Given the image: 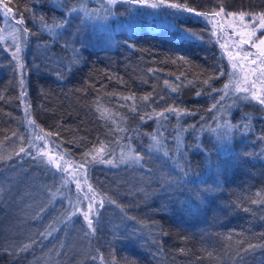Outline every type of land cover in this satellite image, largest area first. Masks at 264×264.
<instances>
[{"label": "trees", "instance_id": "trees-1", "mask_svg": "<svg viewBox=\"0 0 264 264\" xmlns=\"http://www.w3.org/2000/svg\"><path fill=\"white\" fill-rule=\"evenodd\" d=\"M4 1L25 18L24 28L31 31L37 20L35 0ZM167 2L181 8L154 9L168 11L199 36L204 35L206 43L162 37L150 29L129 32L120 26L110 50H97L83 43H60L57 57L23 63L27 74L23 84L18 62L2 41L0 16V149L19 138L13 163L39 165L65 196L60 206L54 207L50 201L45 204L48 211L55 208L54 211L33 221L28 219L27 225L20 223L25 219H7V209L0 206V264H264V151L260 147L255 154L244 153L219 179L205 175L213 167L209 160L212 155H207L213 150L201 149L200 158L190 148L183 156L199 159L194 162L198 181L189 183L170 176L148 189L150 199H146L144 191L135 198L131 195L130 180L145 186L144 180L136 176L117 180L120 175H115L116 165L125 159L132 161L129 157L137 155L149 158L141 168L144 174L152 170L148 177L161 175L149 168L165 161L168 153H138L144 143L135 137L141 134L139 126L143 127V123H158L159 128L153 129L157 134L162 126L176 124V133L189 135L201 127V122L211 124L203 118L204 111L196 105L199 101H193L194 96L213 95L218 101L226 98L224 103L238 104L229 101L227 92L233 91L228 90L229 86L225 88L235 74L225 57L234 47L228 49L231 42L225 44L224 40L232 36L225 28L227 22H219L222 27L218 28L221 16L216 13L223 9V17L234 16L246 22L248 28H257L264 14V0ZM58 4L55 0L50 10L56 14L53 24L62 25L56 30H61L67 21ZM185 7L195 11H184ZM240 13H244L243 18ZM116 23L112 19V26L116 27ZM56 37L46 41L53 45L59 41ZM249 50L250 54H242L240 61L252 58L258 65V58L264 55L259 50ZM177 92L180 96L171 98ZM245 103L260 114L264 112L254 101ZM157 107L162 110L155 113ZM115 131L126 142L116 145L117 150L105 138ZM35 133L72 170L83 172L84 183L90 187V193H86L101 201L93 228L81 215L67 216L74 202L80 205L84 200L74 189L64 187L54 167L31 156L33 144L26 138ZM5 166L0 165V169ZM165 181L170 182L169 190L163 187ZM203 185L208 186L202 188ZM184 202L197 208L187 210L181 207ZM109 219L133 225L139 232L142 229L141 239L139 236L136 241L133 234L132 239L130 235L117 234L105 222ZM148 232L156 235L151 237ZM144 236L152 241L143 244Z\"/></svg>", "mask_w": 264, "mask_h": 264}, {"label": "rangeland", "instance_id": "rangeland-1", "mask_svg": "<svg viewBox=\"0 0 264 264\" xmlns=\"http://www.w3.org/2000/svg\"><path fill=\"white\" fill-rule=\"evenodd\" d=\"M59 1L60 8L63 12H65L68 16L73 15L75 13H79L76 17L82 18L77 19L67 24L66 27L61 28L62 34L59 35V41L54 43L53 45L46 42L43 43L42 46L31 44L32 48L29 53L31 56V63H36L39 60H46L48 56L59 55L60 43L75 45L74 43L81 42H90L94 44H103L106 46L112 45L111 36L113 33L112 27V19L109 10L103 7L100 3L96 4L94 7H89L88 3L90 0H81L80 6H78V2L72 1L70 4L67 0H57ZM70 1V0H69ZM90 3H97L98 1H104L107 5H112L109 9H118L119 10V18L117 19L116 28L123 27L127 30H135V31H145L146 29L153 28L154 25L157 24V29L159 31H165L164 33L175 34L181 38H185V35L188 38L195 39L198 37L194 34V32L188 28H183L182 26H178L171 18L166 16H160L159 13L153 12L154 8L147 7L144 5L136 4V3H126L123 0H120L122 4L126 5L121 6L117 5L119 2L115 4H109L108 0H91ZM131 5V6H130ZM130 6V9L127 8ZM134 6V7H133ZM144 6V8H140ZM9 8V5L4 1L0 0V16L3 17V21L6 25L3 29L4 41L11 46V48H15L18 44L20 46V50L22 48V35L16 30L19 27L15 19L14 15L10 14L6 9ZM77 9V11H72V9ZM125 9L129 10L128 12L124 11ZM42 12V17L37 19L34 22V26L32 30H35L36 26L39 23L46 24V27L51 28L54 24V19L56 18V14L52 12L50 9H44ZM220 11L218 16L219 19L216 21L217 26L220 29L222 25L219 22H227L225 23V28L231 32L232 37L223 40L225 44L231 42L229 49L231 46L234 48L225 53V57L230 60V66L233 68L235 74L233 76L232 83L228 85V90L233 93H228L230 95L231 101H236L234 103H238L236 105L231 106L229 104L230 109L228 111H223L222 117L217 121L212 122L210 125L205 124V122H201V127L199 129H193L189 135H191L192 140L195 141L193 148L190 151H212V150H222L224 143L228 144L230 147V152L228 155L223 157L221 156L216 158L209 159L210 162H215L212 168L206 169L209 170L205 172L206 176L215 177L219 179L220 175H224V173L230 170L234 163H236L238 158L244 152L245 149L244 143L253 144L254 148L260 147L262 152L264 151V123L260 125L258 133L254 132V134H248L250 131L252 132L254 125L245 124V121L248 119L250 111L244 106L240 109L241 102H250L254 101L261 109L264 110V104H261L258 99L255 97H260L264 99V56L259 57V64L249 65L250 61H253L252 58L244 59V61L232 59L231 57L235 54H245V56L251 50H259L260 52L264 50V46L260 48H248L253 46V43H258L259 39L264 38V26H262L261 20L257 22L259 26L257 28H248L249 25L240 19H234V16H225L223 17ZM253 16V15H251ZM124 18V19H123ZM176 18V17H174ZM46 19V20H45ZM180 20V19H179ZM251 19H249L250 21ZM248 21V23H249ZM213 23H215L213 21ZM16 27V28H15ZM224 27V26H223ZM48 28L45 29L48 30ZM37 32L35 30L33 33ZM103 32L102 36L99 33ZM253 32L255 33L253 35ZM38 33V32H37ZM57 30H54V35L56 36ZM53 34V33H52ZM191 34V35H189ZM99 35V36H97ZM250 41L249 43H244L242 41ZM234 45H233V43ZM6 45V44H5ZM7 46V45H6ZM9 46L8 49H9ZM241 52V53H240ZM243 57V56H242ZM247 57V56H246ZM243 59V58H242ZM237 88L247 89L248 91H237ZM226 90V89H225ZM227 91V90H226ZM225 96V95H224ZM223 96V97H224ZM222 97V98H223ZM247 97V99H245ZM226 100V98H223ZM226 103V102H225ZM238 112V113H237ZM205 124V125H204ZM204 125V126H203ZM247 125V127H244ZM35 139V140H34ZM33 152L31 155L38 159V161H43L53 167V163H51L48 159V154L53 153L54 151H50V144L45 141L41 135L35 133L33 136ZM13 143L8 144L7 146L0 149V159L4 157H8V155L13 154L14 151L18 149L20 139H13ZM252 146V145H251ZM250 148V147H249ZM251 149V148H250ZM253 150V149H251ZM56 153V152H55ZM58 156V155H57ZM11 157V156H10ZM56 164H59L60 167L55 170L58 176L62 178V184L67 189H74L75 194H80L83 198V202L79 204H75V202L70 203L71 209H68L66 212L67 216L72 218L73 216L81 215L84 217L85 213L88 214L89 219L92 220V228L95 220L97 219V213L102 207L101 201L95 197H91L88 193L90 187L84 183L85 179L82 176L83 172L80 170L74 171L71 166L66 162L61 161L58 157L55 160ZM61 170V171H60ZM146 173V172H145ZM132 176H136L138 179L144 180L145 186L140 187L139 184H132L130 189L132 191V196L135 198L139 192H146V199H150L152 196L150 190H148L151 186L157 185L160 180L157 177H148L147 174L142 172V169L139 167L136 168ZM120 178V179H119ZM121 176L117 178V180H121ZM131 181V180H130ZM135 181V180H133ZM139 182V181H138ZM169 181H165L163 187L165 189L170 188ZM130 184V183H129ZM56 181L51 178L47 173L43 172V169L40 168L39 165H26V164H18L15 166H9L8 168L0 171V206H3L7 209L9 215L6 217L7 219L17 220V219H37L42 218L44 214L54 211V207H56V195L59 196V189ZM208 185H203L202 188L207 187ZM72 187V188H71ZM87 189V191H86ZM87 196H86V194ZM90 193V192H89ZM56 194V195H54ZM61 199V198H60ZM52 200V201H51ZM59 200V199H58ZM51 202L54 209H50L49 211L45 208V204ZM147 204V202H145ZM75 208V209H73ZM108 219V218H107ZM85 220V218H84ZM88 225V221L85 220ZM111 225V229L117 234L124 233L132 236L133 234L135 240L140 236L142 237V229L140 232L133 225L123 224V222H118L115 219H109L105 221ZM8 223V221H7ZM96 225V222H95ZM100 229V228H99ZM109 229V228H108ZM107 229V231H108ZM137 241V240H136Z\"/></svg>", "mask_w": 264, "mask_h": 264}, {"label": "bare ground", "instance_id": "bare-ground-1", "mask_svg": "<svg viewBox=\"0 0 264 264\" xmlns=\"http://www.w3.org/2000/svg\"><path fill=\"white\" fill-rule=\"evenodd\" d=\"M55 0H35L36 2V5H35V12L34 14L36 13V17L37 19H39L40 17H42V12L44 9H50V5L53 4ZM70 4H72L71 2L72 1H76L78 2V6H80V3H81V0H67ZM92 1L90 0V2L88 3L89 7H94L96 4L100 3L103 7H105L107 10H109L110 14H111V18L113 19H118L119 18V10L118 9H109L110 6L112 5H107L104 1H98L97 3H94L90 5ZM122 2H119L117 5L121 6ZM123 6H125L124 4H122ZM145 8H147L148 6L147 5H144ZM144 6L140 7V8H144ZM58 7L60 9V11L62 12V17L67 21V24L69 22L72 21V19H74L73 21L77 20V19H82V18H77L76 16L80 13H75L73 15H70L68 16L65 12L62 11V9L60 8V4H58ZM126 7V6H125ZM134 7V6H133ZM10 8V6H9ZM128 8V7H127ZM151 8V7H150ZM11 9V8H10ZM130 9V8H129ZM152 9V8H151ZM156 13H159L160 16H166L168 18H171L178 26H182L183 28H189L187 27V25L185 24H182L180 22V20H178L177 18H174L172 14L168 13V11H158L157 9H155ZM124 11L128 12L129 10L125 9ZM10 14L14 15L15 19L13 18V21H16L19 29H25L24 28V22H25V18L23 19V23H18L17 21L20 19V16L15 13V10L11 9V11L9 12ZM2 18V17H1ZM43 18V17H42ZM77 18V19H76ZM124 19V18H123ZM46 20V19H45ZM2 25H3V29L8 26L4 23V21L2 22ZM46 25H48V23L46 24H43V23H39L37 26L38 28H35V30H37V32L35 33H32V30H27V32H20L18 31L21 35H22V48L19 52V61H17L18 63V67L20 64H23L25 62H29L31 64V56H30V49L32 48L31 44H36L38 46H42L43 43H45L46 40L48 41H54L53 39H51L50 37H56L54 34L50 33L48 30L45 31L46 28ZM67 26V25H66ZM65 26V27H66ZM114 27V26H112ZM16 28V27H15ZM64 28V27H63ZM123 28V27H122ZM117 29L116 27L113 28V33H112V36H111V42H112V45H113V40L115 38V33L117 32ZM125 29V28H124ZM190 29V28H189ZM17 30V28H16ZM34 30V31H35ZM127 30V29H125ZM192 29H190L191 31ZM43 31V33H42ZM129 32H135V30H128ZM150 31L155 34H158L162 37H169V38H172V39H179V40H192V38H188L187 35H185V38H181L177 35H173V34H170V33H164L165 31H159L157 29V24L153 26V28L150 29ZM193 31V30H192ZM195 35H199V32H195L193 31ZM31 33V34H30ZM197 33V34H196ZM3 34V32H2ZM62 34V30H57V37H59V35ZM104 33L101 32L99 33L100 36H102ZM97 35V36H99ZM197 35V36H198ZM56 37V39H57ZM2 41L4 42V45L6 44L7 46H9L5 41H4V36H2ZM193 41H201V42H204L206 43V37H204V35H200L198 37H196L195 39H193ZM47 42V41H46ZM78 43H83L85 45H90L94 48H96L97 50H110L112 48V45L110 44V46H106V45H103V44H94V43H84V42H81V41H78L76 43H74L75 45H77ZM69 45H71L69 42H68ZM5 45V46H6ZM6 46L7 50L10 52L11 56L13 57L12 53L15 51V48H11V46H9V49L8 47ZM73 46V45H72ZM24 66V64H23ZM28 67H32V66H28ZM21 76L22 80H24L26 78V73L24 71V67L23 68H20L19 67V70H18V76ZM25 75V76H24ZM172 97L171 98H177L179 95V93H173L171 94ZM190 101V100H189ZM193 101H199V103L197 102L196 105H199V109L200 110H203L204 112V117L203 118H206V120H209L210 123L212 122H215L217 121L219 118L222 117V114H223V111H228L233 105L229 106V104L227 103H224L223 99L218 101L216 97H214L213 95H205V94H201L199 95V98H196L194 96L193 98ZM240 105V109L243 108L242 105H244L248 111H250V114H249V117L248 119L245 121V124H252L254 125V128L252 130V132L250 131L249 133V130H248V134H254V132L258 133L257 131L259 130L260 128V125L264 123V112L263 113H259L258 110H256L255 108H249L246 106V103L245 102H242L239 104ZM162 110V108L160 107H157L156 110L154 111L155 113H157V111H160ZM238 113V112H237ZM168 114V113H167ZM170 115V114H168ZM172 116V115H171ZM161 118H164L162 116H159ZM167 117V116H166ZM165 117V118H166ZM27 120V119H26ZM29 120H27L26 122L28 123ZM176 124L172 127L170 126H162L161 128V131H158L159 133H155L153 132V129H156L159 128V125L158 123H156L154 120H149L148 123H143V127H140L139 126V130H140V135L139 136H136L135 139L137 140H140V143H144V146H139L138 148L140 149V151L138 152L139 154H145L146 152L148 151H153V152H159L160 154L162 153H168V156L167 154L164 155V157H167L165 159V161L163 162H159V164H156L154 167H151L149 169H153V170H156V172H158L159 174H161L158 179L159 180H165V179H169L170 176L171 177H176V178H179V179H182L186 182H189V183H196L198 181V178L196 177V171L198 170V167L197 165L194 163L195 161L199 160L196 156L200 157L199 154H202L203 152H201L202 150H198V151H192V153L194 154V152H196V156L194 157H191V159L189 158V160L183 156L187 153V151L190 149V148H193L194 146V141L192 140V137L191 135H188L186 133H176L174 128H176ZM244 127H247V125H245ZM33 132L30 131V134H32ZM30 138V143L33 144V136H28L26 138V140H29ZM106 139H108L110 142L112 141L113 142V147H114V150H117L116 149V145H125L126 142L119 137V134L117 133V131H115L111 136L107 137L105 136ZM23 140V138H22ZM8 143H13V139H11L10 142ZM141 143V144H142ZM225 145L223 146V149L220 151V153L217 151V150H213L212 153L210 154H207V155H212V156H209L211 157L210 159L214 158L217 156V154H220L218 155L221 156V159H223V157L225 158L226 155H228V153L230 152V147L228 144L224 143ZM143 145V144H142ZM253 149V150H251ZM242 149H245L244 152L241 154L240 157H242V155H244V153H248V154H255V151H258L256 148H253L249 143H244V147H242ZM260 149V148H259ZM55 155H56V159L58 158L57 156V153L53 152ZM13 155L14 154H10L8 155V157H4L2 159H0V165H3L5 166L4 164L2 163H5L7 164L3 169H0V171L8 168L9 166H15L16 164L13 163ZM11 156V157H10ZM139 157H141V159L139 160V162H136L134 160L130 161L129 159H125L123 162H120L119 165H116V167H114V170L116 171L115 175H120L122 177H125V178H129L131 176V174L133 173V171L136 169V168H143V163H145L147 160V158H144L142 155H137ZM205 156V155H203ZM206 157V156H205ZM217 157V158H218ZM201 158V157H200ZM206 164H207V159H204ZM215 162L211 163L212 165L214 164ZM18 165V164H17ZM211 165V166H212ZM149 166V165H148ZM54 167V165H53ZM148 168V167H147ZM55 169V168H54ZM56 170V169H55ZM143 170V169H142ZM192 170V175L189 174ZM114 171V172H115ZM152 170H150L149 172H147V174H149ZM150 175V174H149ZM176 178H172L171 180L173 181H176ZM185 183V182H184ZM132 184H139V186H142V184L140 182H135L133 180L130 181V185ZM192 190H196V188H192ZM56 195V194H54ZM57 198H54L56 201V205L57 206H60L61 204L64 203V198L65 196H63L60 192H59V196L56 195ZM61 198V199H60ZM59 199V200H58ZM52 201V200H51ZM181 207H184L186 208L187 210H193V208H197V206H195V204H192L191 202H188V203H183ZM199 211H201L202 209H199ZM82 218L84 219V217L82 216ZM21 224L23 225H27V223H29L28 220H22L20 222ZM105 227V225H102L101 230H103ZM150 235L149 236H155L156 233L154 232H148ZM138 240H139V237H138ZM152 241L151 238L149 237H143L142 238V243L145 244L147 242H150Z\"/></svg>", "mask_w": 264, "mask_h": 264}, {"label": "snow or ice", "instance_id": "snow-or-ice-1", "mask_svg": "<svg viewBox=\"0 0 264 264\" xmlns=\"http://www.w3.org/2000/svg\"><path fill=\"white\" fill-rule=\"evenodd\" d=\"M117 2H120V0H108L109 4H115ZM123 2L129 3V4L136 3V4H140V5H147L148 7H151V8H159V7H162V6H167V7H171V8H181V5L176 4V3H168L167 0H151V2H150V0H123ZM6 10L8 12L11 11L10 8H7ZM72 11H77V9L74 8V9H72ZM184 11L193 12L195 10L185 7ZM221 11H223V9H221ZM195 14L198 15V16L199 15H203L200 12H195ZM216 15H219V13H216ZM228 15H235V13H228ZM240 16H241V18H243L244 13H240ZM259 18H260V20L262 22V26H264V14H262ZM17 22L18 23H23L22 17ZM60 27H62V25H53L51 28H48V31L50 33L54 34V30L56 28H60ZM17 31L26 33L27 29L26 28L25 29H17ZM254 34L255 33L253 32V35ZM189 35H191V34H189ZM242 42L249 43L250 41L246 40V41H242ZM261 46H264V38L259 39L258 43H253V47L260 48ZM19 52H20V46L17 44L16 47H15V51L12 53L13 58L16 59L17 61H19V59H20V57L18 55ZM261 55H264V50L261 51ZM253 63H255V61H253ZM19 67L23 68V64H20ZM21 83L23 84V80H21ZM227 87H228V85H225V88H227ZM237 91H248V90L247 89L237 88ZM255 98L258 99L261 104H264V99H261L260 97H255ZM145 99H147V97H145ZM245 99H247V97H245ZM168 111H175V109H168ZM161 115H162V113H161ZM21 151H23V149H21ZM129 158L134 160V161H136V162H139V160L141 159V157H139V156H130ZM50 162H52V161H50ZM108 163H111V160H109ZM56 167L59 168L60 165L57 164ZM84 218H85V220L88 221V227L92 228V220L89 219L87 213H85Z\"/></svg>", "mask_w": 264, "mask_h": 264}, {"label": "water", "instance_id": "water-1", "mask_svg": "<svg viewBox=\"0 0 264 264\" xmlns=\"http://www.w3.org/2000/svg\"><path fill=\"white\" fill-rule=\"evenodd\" d=\"M232 59H236V60H240V59H242L243 57H242V55L240 54H235L234 56H232L231 57ZM255 63H253V61H250L249 62V65H254ZM48 159H49V161H52L51 163H53V165H54V168L55 169H57V167H56V162H55V160H56V155L54 154V153H50V154H48Z\"/></svg>", "mask_w": 264, "mask_h": 264}]
</instances>
